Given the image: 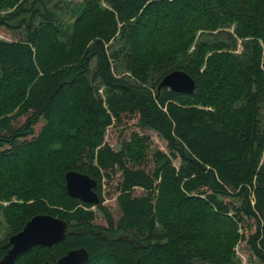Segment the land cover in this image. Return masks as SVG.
Segmentation results:
<instances>
[{
    "label": "trees",
    "instance_id": "1",
    "mask_svg": "<svg viewBox=\"0 0 264 264\" xmlns=\"http://www.w3.org/2000/svg\"><path fill=\"white\" fill-rule=\"evenodd\" d=\"M14 5L0 14V30L19 35L0 38V260L42 214L66 223L64 241L14 264L80 247L86 264H238L239 229L264 264V0H0V11ZM174 70L192 94L158 90ZM122 116L166 142L149 169L145 136L104 144ZM70 170L96 181L99 205L67 196ZM108 170L117 220L102 206Z\"/></svg>",
    "mask_w": 264,
    "mask_h": 264
},
{
    "label": "water",
    "instance_id": "2",
    "mask_svg": "<svg viewBox=\"0 0 264 264\" xmlns=\"http://www.w3.org/2000/svg\"><path fill=\"white\" fill-rule=\"evenodd\" d=\"M163 87L174 93L190 95L194 91V80L185 72L174 70L165 75L158 90ZM65 190L68 197L91 206L100 204L95 190L97 183L88 175L70 170L64 175ZM67 226L66 223L50 215H36L25 223L22 230L9 237L6 245L7 251L0 260V264H14L22 254L36 246L51 248L64 241ZM87 251L80 247L67 251L64 255L52 262L43 264H86Z\"/></svg>",
    "mask_w": 264,
    "mask_h": 264
},
{
    "label": "rangeland",
    "instance_id": "3",
    "mask_svg": "<svg viewBox=\"0 0 264 264\" xmlns=\"http://www.w3.org/2000/svg\"><path fill=\"white\" fill-rule=\"evenodd\" d=\"M58 0H51V2H55ZM65 2H71L73 4L80 3L83 0H63ZM16 7L14 5L13 7H8L5 10L0 11L1 15H4L10 11H12ZM68 17V16H67ZM67 17L65 20H67ZM19 37L18 34H13L9 32L6 29H1L0 30V38L3 40L11 41V40H17ZM151 48H147V50L150 51ZM146 51V50H144ZM114 73L116 75L121 74L122 69L120 66L117 64H114ZM25 122V117L18 118L12 122L14 128H18ZM42 126V123L39 122L35 125L34 129L35 132H38L40 127ZM136 134L137 136H145L148 138V143H149V152L147 155L146 162L143 166V168H150L151 167V153L152 150H160L163 153H168V148L166 146V142L161 139L156 133L151 132V131H144L141 132L137 129L136 127V119L131 118L129 116H122L121 119L118 121H114L113 124L107 128L105 138H104V144H106L110 150L112 151H119L122 148L123 142H130L132 136ZM173 164L175 166H178V162L174 161ZM108 173L109 177H106L105 172L103 171L102 173L104 174L101 182V196L103 198L102 206H104L111 216L113 217L114 220H117L118 217L120 216V212L118 210V207L116 205V196L118 194L117 187L119 183V175L116 172H111V171H106ZM134 196H139L140 194H143V191L141 189H135L134 190ZM8 205V202H0V206H6ZM95 207V206H94ZM92 207L91 210L94 211L96 215V220L95 223L100 225V226H105L106 223L104 219L102 218L101 215L97 212V210ZM224 228V227H222ZM239 229V227H238ZM7 232V228L4 224L2 215L0 213V238L2 239ZM238 233L240 234V238L236 242L233 250L235 251L236 257H237V262L238 264H259L250 254L248 249L245 246V240L244 238L242 239L241 237L244 236L242 234L243 232L239 229Z\"/></svg>",
    "mask_w": 264,
    "mask_h": 264
}]
</instances>
